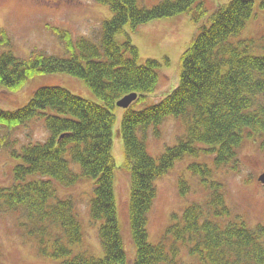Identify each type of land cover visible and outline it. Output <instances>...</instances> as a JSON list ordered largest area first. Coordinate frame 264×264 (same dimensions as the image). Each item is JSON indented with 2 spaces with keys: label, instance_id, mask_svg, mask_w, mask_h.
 <instances>
[{
  "label": "trees",
  "instance_id": "trees-1",
  "mask_svg": "<svg viewBox=\"0 0 264 264\" xmlns=\"http://www.w3.org/2000/svg\"><path fill=\"white\" fill-rule=\"evenodd\" d=\"M99 2L112 12L103 21L99 42L75 40L68 31L55 29L68 55L34 51L20 57L11 49L9 32L0 28V87L18 91L35 74L66 73L84 79L101 99L50 84L39 86L21 107L0 106V126L7 130L4 146L10 131L33 120L42 121L49 132L44 141L21 148L11 144L14 180L0 186V213H21L20 226L39 254L57 264H126L113 154L119 134L130 168L129 224L137 248L133 264H264V224L251 228L238 216L225 221L232 212L215 172L224 166L239 169V153L248 137L264 150V54L251 53L249 39L232 38L252 17L255 0H229L212 10L205 0H161L152 7L140 0ZM182 14L191 16L197 31L181 54L179 82L165 97L145 105L159 87L162 64L156 59L139 63V48L125 27L136 30ZM121 33L126 34L124 41L117 39ZM131 93L138 97L118 122L117 102ZM138 104L143 107L135 108ZM169 115L181 118L185 132L177 144L154 157L148 132L154 126L159 136V126ZM202 153L213 155L214 165L199 161ZM186 155L194 157L187 168L209 195L204 202L189 204L181 216L174 214L161 240L151 243L148 224L157 180ZM74 163L81 172L74 170ZM82 176L95 180L89 212L93 220L102 221L103 257L73 250L71 245L84 239L83 227L73 200L58 196V184L71 186ZM178 186L184 196L192 187L183 176ZM184 250L194 260L184 259Z\"/></svg>",
  "mask_w": 264,
  "mask_h": 264
},
{
  "label": "rangeland",
  "instance_id": "rangeland-1",
  "mask_svg": "<svg viewBox=\"0 0 264 264\" xmlns=\"http://www.w3.org/2000/svg\"><path fill=\"white\" fill-rule=\"evenodd\" d=\"M160 1L140 0V4L152 7ZM205 2L212 10L218 4L228 3L229 0H205ZM111 16L110 8L101 4L99 0H0V28H6L12 41L11 49L23 58L29 57L34 51L68 55L65 43L55 29L68 31L75 40L86 37L99 42L103 21ZM196 28L188 14L152 20L140 25L136 30L126 25V32L139 48V63H145L147 59H156L162 64L158 69L159 87L155 93L147 96L145 105L159 101L177 86L180 57L195 36ZM126 38L125 33L117 35L120 41ZM232 38L249 39L250 52L264 54L262 0H255L252 17L240 35ZM50 84L62 85L76 94L101 102L84 79L66 73H54L35 74L26 86L18 91L0 87V106L9 110L21 107L27 103L39 86ZM140 107L143 105L135 106V108ZM124 111L123 107L116 109L118 122ZM159 129L158 136L155 134L154 126L150 127L147 137L148 150L154 157H158L166 148L178 143L179 137L185 132V124L181 118L169 115ZM6 132L7 130L0 126V186L11 185L14 180L13 167L16 161L9 154L12 145L21 148L30 142L44 141L49 134L42 121L33 120L10 131L7 146H4L1 140L6 136ZM113 154L116 162L119 222L128 254L126 264H133L137 248L129 224L130 168L124 142L119 134L114 139ZM193 158L186 155L157 180L158 194L148 224L151 243H158L161 240L174 214L181 216L189 204L204 202L209 195V191L201 185L199 178L187 168ZM212 158L213 155L202 153L198 159L211 163ZM73 168L81 172L79 164L74 163ZM215 172L224 183L226 201L232 212L231 217L225 221L234 220L238 216L251 228L264 224V184L258 181V177L264 172V150L259 146V142L254 137L246 139L239 153L238 170L224 166L215 169ZM181 176L189 180L192 186L186 196L180 193L178 186ZM57 189L59 197L73 200L83 227L84 239L82 242L72 244L73 250L103 257L104 250L99 237L102 221L93 220L89 212V203L95 194V180L82 176L76 184L71 186L58 184ZM23 219V215L19 212L0 213V264H57L56 260L39 254L34 240L29 238L20 226ZM182 257L186 260H194L187 257L185 250Z\"/></svg>",
  "mask_w": 264,
  "mask_h": 264
},
{
  "label": "water",
  "instance_id": "water-1",
  "mask_svg": "<svg viewBox=\"0 0 264 264\" xmlns=\"http://www.w3.org/2000/svg\"><path fill=\"white\" fill-rule=\"evenodd\" d=\"M138 97L137 93H131L126 95L125 97L121 98L117 105L123 108L129 107L133 101H135ZM258 181L264 184V172L258 177Z\"/></svg>",
  "mask_w": 264,
  "mask_h": 264
}]
</instances>
